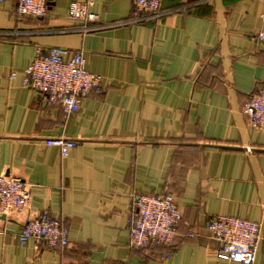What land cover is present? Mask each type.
Instances as JSON below:
<instances>
[{
    "label": "crops",
    "instance_id": "obj_1",
    "mask_svg": "<svg viewBox=\"0 0 264 264\" xmlns=\"http://www.w3.org/2000/svg\"><path fill=\"white\" fill-rule=\"evenodd\" d=\"M90 1L98 22L88 26L100 29L83 33L67 11ZM47 4L29 18L0 0V175L30 192L28 207L0 218V264H235L217 257L212 216L259 222L254 264H264V130L241 112L264 86V0H161L156 20L132 0ZM37 48L83 52L99 92L65 115L24 87ZM53 138L76 146L62 157L45 145ZM163 194L181 213L167 259L163 246L131 248L126 222L133 196ZM42 213L67 227L65 248L19 244Z\"/></svg>",
    "mask_w": 264,
    "mask_h": 264
},
{
    "label": "built area",
    "instance_id": "obj_2",
    "mask_svg": "<svg viewBox=\"0 0 264 264\" xmlns=\"http://www.w3.org/2000/svg\"><path fill=\"white\" fill-rule=\"evenodd\" d=\"M161 0H132L136 12L145 20L160 18ZM92 2H72L67 14L71 20L83 23L80 29L90 33L100 27L88 26L98 22V16L89 11ZM15 12L19 17L43 18L47 15V0H15ZM256 33L258 42L264 47V14L260 16ZM66 51L51 48L36 49L30 65L23 71L22 85L42 95L48 104L58 106L65 115L77 112L79 105L90 92H99L101 78L86 70V61L81 51H73L65 58ZM264 65V63H263ZM15 73H11L14 77ZM247 124L255 130H264V86L257 88L241 108ZM46 146L59 149L67 157L76 146L74 140L53 138ZM29 186L18 177L0 175V218L12 212H21L28 207ZM181 213L173 196H133L127 217L129 246L136 249L163 246L169 249L165 258L171 256ZM205 230L218 247V259L235 264H254L261 240V224L231 216H212ZM67 227L61 219L42 213L38 218L26 222L18 235L19 244L28 240L43 242L51 249H63L68 245ZM189 238L194 234L189 233ZM127 264V263H122Z\"/></svg>",
    "mask_w": 264,
    "mask_h": 264
},
{
    "label": "trees",
    "instance_id": "obj_3",
    "mask_svg": "<svg viewBox=\"0 0 264 264\" xmlns=\"http://www.w3.org/2000/svg\"><path fill=\"white\" fill-rule=\"evenodd\" d=\"M176 239V238H175ZM175 241V240H174ZM174 244V243H173Z\"/></svg>",
    "mask_w": 264,
    "mask_h": 264
}]
</instances>
